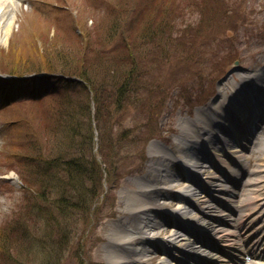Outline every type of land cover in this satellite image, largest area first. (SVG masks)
Segmentation results:
<instances>
[{
    "label": "rangeland",
    "instance_id": "obj_1",
    "mask_svg": "<svg viewBox=\"0 0 264 264\" xmlns=\"http://www.w3.org/2000/svg\"><path fill=\"white\" fill-rule=\"evenodd\" d=\"M128 1H132L133 5L138 9L139 23L142 21L145 24L148 18L145 19L144 12L147 8L150 9L151 20L158 19L161 16L160 14H162L163 8H167L174 14H179L182 18L184 17L194 22L198 17H210L212 14L211 7H217L223 0H21L16 7V17L12 25L11 35L8 37L7 42L0 46V63L2 68L16 72L18 74L17 77L30 72L38 75V78H31L38 79L33 82H21L20 79L16 78L12 81H7V87L0 85V95L2 97L8 92L14 94L25 91L30 92L26 95L31 97L25 103L20 101L15 105V108L7 113H3V110H0L3 116L6 115L12 119L18 116L30 119L27 120L30 124L29 127H22L18 130L19 134L28 133V135L22 136L21 141L17 145L8 144L6 147L12 148L20 158L22 154H25L18 165L20 166V172H16L12 163L11 153L0 155V175H4L5 171L10 172L0 176V180H2V183H0V248L1 246L3 248L9 247L6 254L10 259L16 260V264H37V262L33 260L32 249L29 255L30 252L26 242L19 241L15 243L14 239L8 234V230L4 232L6 226L4 221L7 218H12L15 214L18 215L17 219L21 220L26 216L27 210L32 205L37 204L33 203L35 198L48 188L46 183H44V186L40 185L43 182L37 173H34V178L32 173L36 169H42L43 161L38 157V152L44 155L55 154L57 151L56 147H59L58 140L60 137L58 131L49 129L47 118H50L49 112L51 108L49 106L40 107L39 103L43 100V95H34L33 91H44L47 88L49 81H45V73L50 71L51 68H63L67 64H73L77 68L81 66L85 68L84 63L96 58V49L105 44L112 33H114V39L118 43H121L124 33L127 35V30L137 35L139 30L132 24H119L122 17L120 12L126 7ZM229 1H231V6L237 7L233 10L232 18L249 22L247 28H252V32L249 34L238 33V35L227 33L226 37H229L236 44V53L238 57H245V64L250 63L257 57L262 61V58H264V0ZM183 6L187 10H193L192 15L187 16L185 10L181 9ZM63 13L67 14L65 15L66 18L63 17ZM207 23L208 21H205L204 24ZM219 25L222 26L223 24L219 23ZM133 33L128 35L130 42L136 38ZM220 36L223 37L222 35ZM162 40L163 38L155 37L153 42L144 48L143 55L138 60L142 62L147 59L146 55L152 49L156 51L155 57L152 58L154 61L165 58L166 70L164 73H166L168 91L175 85L177 82L176 78L179 77H176L175 80L169 79L174 70L172 68L174 59L171 57L178 51L168 53L169 59L166 58L167 54L163 52V49L169 52V48L164 42L162 45ZM157 46L159 48L156 49ZM203 46L200 48L201 54L206 58L211 56L212 54L209 51H212L215 45L210 40H206ZM85 57L90 59L86 60ZM110 62V60H105L103 67ZM208 65L210 66L211 63ZM208 65L206 66L207 69H202L201 65H197L196 70L193 68L196 74L197 71L202 69L201 77L203 79L193 78L183 91L176 90L168 95V108L162 115L158 116L159 125L156 135L159 137L155 138L156 141L163 142L167 147H173L172 139L177 135L179 119L188 118L189 115H192L194 107L206 101L209 102L215 97L217 92L215 89L210 88L208 93H203L204 86H207L215 73L214 69ZM178 66L182 67L180 63ZM90 67L92 70L96 67L95 60L91 61ZM2 71L8 72L6 70ZM158 73V70H152L153 75ZM31 79L26 81H31ZM50 83H54V80H50ZM191 96L190 102L193 104L189 105L187 99ZM69 97L72 100V106L77 108L79 97L72 94ZM57 106L59 108L58 104ZM62 106L64 108L65 105L62 104ZM83 121L85 119L82 117ZM132 122L133 116L130 115L127 117L124 126L133 128V125H130ZM44 127L50 131L44 130ZM34 133L36 139L27 148L26 146L32 140ZM9 136L10 134L1 128L0 145L1 138L8 140ZM153 143L154 140L144 146L145 160L142 163L144 172L141 174L147 172L154 174L156 172L155 168L164 160V157H155L158 154L155 155V152H150ZM138 155L141 154L136 155L135 152H132L130 158L124 162L126 168H123V171L141 162L137 158ZM11 170H15V172L11 173ZM141 174L125 175L119 181V187L114 190L116 206L113 209V218L105 217L100 221L95 219L92 223L86 221L79 228L75 227L80 231L79 236H77L78 241L73 246L76 256L82 258L81 254L83 251L89 252L90 254L87 255L88 264H96L93 263L94 260L99 257L100 259L104 258L99 249L102 250V247L105 246L106 242L104 239L108 237L109 231L112 228L114 229L109 236L113 238L119 230L117 223L120 220L124 219L129 224L138 222L137 214L128 213V211L129 208L132 210L131 205L135 203L132 194L142 189L141 181L136 180ZM20 182L21 185L23 182L25 186L21 188ZM34 187L40 188L41 192L35 191ZM52 193V191H47L46 196L49 197ZM176 202H178L177 197L171 199V203ZM106 203H111V201L109 200ZM104 207L106 208L107 204ZM176 208L178 209V206ZM17 227L21 228L22 224H18ZM14 230L20 234V229ZM6 239L10 244L9 246L4 244ZM61 240L65 242L64 244L67 243L65 235L61 236ZM55 241V239H51L52 243ZM134 248L133 246L132 249ZM67 259L70 260L72 257L68 255ZM102 260L106 262L105 259ZM0 264L3 263L0 261ZM70 264H77L75 256ZM84 264H86V261H84Z\"/></svg>",
    "mask_w": 264,
    "mask_h": 264
},
{
    "label": "bare ground",
    "instance_id": "obj_2",
    "mask_svg": "<svg viewBox=\"0 0 264 264\" xmlns=\"http://www.w3.org/2000/svg\"><path fill=\"white\" fill-rule=\"evenodd\" d=\"M21 0H0V46L7 42L8 37L12 32V25L16 17V7L18 6ZM7 100H4L6 102ZM227 105L221 104L217 105V109L222 112ZM229 107V106H228ZM185 127H188V122L184 123ZM243 142V141H242ZM244 141L242 144H245ZM155 152H163L168 155L167 150L162 147L161 144H157ZM263 160H259V163L252 172L253 178L248 182L246 187V197L243 202V206L239 210V213H222L223 210L212 207V193L221 192L223 194L231 193L232 189L225 187L219 183L218 179V170L214 168L215 171L204 169L202 173L199 174L201 179L199 181V187L196 184L186 180L183 182H170L167 181V184L170 183L177 190L183 189V193L180 194V202H184L187 206V209H194L192 206V201H194L195 208L197 209V218L199 221H196L195 225L198 228H201L203 235L201 238H206L210 232L211 239L217 243L213 244V247H205L206 244L204 241H208L201 238L193 239L192 241H186V238L181 235V224L177 225V229L172 234L168 235L167 238H160L158 236L156 239L164 243L165 255L171 250L175 252L178 249H187L185 251L188 256L199 257L201 259V264H215L219 262L220 264H264V260H259L263 251L255 252L254 247L262 243L256 237V239L249 238L251 235L256 234L260 229L261 238L264 239V148L260 151ZM172 171L176 170L174 164L170 165ZM165 173H168V167H164ZM148 177V174L146 178ZM152 178V177H151ZM162 179V177L160 178ZM184 181L186 183H184ZM195 185V186H194ZM187 187V188H185ZM189 187V188H188ZM200 190L202 192H200ZM203 194L199 196V194ZM140 202L134 207L133 213L144 212V211H154L162 210L163 207L156 205L155 200L146 199L145 195L136 194ZM161 197L160 195L156 196L155 199ZM224 197V196H223ZM225 198V197H224ZM227 199V198H225ZM192 200V201H191ZM211 200V203L208 201ZM229 200V199H228ZM142 202V203H141ZM179 202V203H180ZM192 202V203H191ZM241 202V201H240ZM238 202V204H240ZM196 203V204H195ZM166 210V209H163ZM187 212V211H186ZM188 213V212H187ZM185 215V214H183ZM181 215L180 217H182ZM200 217H199V216ZM196 216V215H195ZM148 219V218H147ZM188 219H192L191 217ZM150 222V223H149ZM146 223L145 227L147 230L136 229V228H124L117 232V242L111 246L109 241V248L106 249V256L108 260L103 262L101 259H97V264H137L139 263L138 259H131L132 256H139L141 259L146 258V260L154 261L156 259L155 253L159 252V248L154 250L153 253H150L148 250L141 249L138 252L131 249H122V246H132V242L136 239H140L139 244H146V242H151L152 237H146V234L154 233L156 234L162 223H158V226L152 221ZM142 230V231H141ZM113 233V232H112ZM111 233V234H112ZM138 237V238H136ZM169 237V239H168ZM155 240V239H153ZM257 240L251 245V243ZM152 245L157 244L156 242L151 243ZM211 244V243H209ZM204 246V247H203ZM169 247V248H168ZM203 251L207 252L202 256ZM144 251V252H143ZM200 253V254H199ZM132 254V255H130ZM220 254V255H219ZM153 255V256H152ZM238 255V256H237ZM187 255H181L185 259ZM237 256V257H236ZM153 257V258H152ZM209 257V258H208ZM183 259H181L183 261ZM254 260L255 262L250 261ZM180 264L183 262L178 261ZM178 263V264H179ZM160 264H174L173 262L167 263L162 259Z\"/></svg>",
    "mask_w": 264,
    "mask_h": 264
},
{
    "label": "trees",
    "instance_id": "obj_3",
    "mask_svg": "<svg viewBox=\"0 0 264 264\" xmlns=\"http://www.w3.org/2000/svg\"><path fill=\"white\" fill-rule=\"evenodd\" d=\"M167 14V13H166ZM164 17L161 18V23L163 21ZM166 26L171 29L173 26L169 24V15L166 18ZM156 24H159L156 23ZM149 32V27L146 26L140 31V35L145 39V34ZM139 63L137 62H128V61H118L116 62V65L111 66L110 68L115 70V75L111 77V80H108V74L96 79L94 81V84L97 86L96 88L93 89L94 94H95V103H96V110L97 113L99 114L100 110L104 108L103 104V94L105 92L106 86L109 84L112 86H115V83H119V87L117 88V100H118V105L120 108H130V106L137 101H139L138 98V93L139 89L142 86H147V79L145 76L140 75V72L138 70ZM141 66V65H140ZM109 72V69H108ZM80 77H83V73L79 74ZM88 84L89 81L85 80ZM114 82V83H113ZM52 106L53 109H50L49 115L50 118L48 119L49 123V129L50 130H56L60 133L63 132L67 127H68V122H65V124L60 120V117L58 115L59 109H57L55 103H49V102H41L39 104L40 107L42 106ZM71 109L70 105L67 104V107ZM83 107H81L80 110H72L73 113V119L76 120L82 112H83ZM69 112V111H68ZM63 113V112H62ZM60 113V114H62ZM58 115V116H57ZM100 115V114H99ZM68 116L71 117V114L68 113ZM72 119V120H73ZM61 127V128H60ZM82 127V126H81ZM48 128L44 127V130L50 131ZM85 129V127H84ZM68 135L70 140H72V137H75L78 134L77 128L72 127V122L70 123L68 127ZM90 132V129L88 128V133ZM34 136L36 138V135L34 133ZM60 143H63L61 141V138L59 137L58 140ZM88 141L87 144H90L91 146V141H90V136H88ZM84 144V143H80ZM80 144L78 146H80ZM74 145L73 143H67L66 144V149L61 150L59 147H56L57 150V157H52L51 160H48L47 163H44V168H47L48 164L55 163L50 166V168L53 169H58V172L55 173V177L51 176V179L47 181L46 184H49L50 182H55L57 181L58 186H70L71 188H74L75 190H78L79 188L74 185L75 181H82V186L88 181L89 177L92 175L95 179L97 178L95 174H92L93 170L92 167L94 166V161H93V155H89L86 158H84V153L83 150H80L79 148L74 151ZM114 152L113 146L109 143V149L106 152L104 151V144L102 143L101 148H100V153L102 156V161L103 163L106 164L108 161V158L112 155ZM50 155V154H49ZM63 155H68V158H63ZM60 171H64L67 173L63 174ZM79 183H76V185ZM40 185L44 186V183H40ZM37 192H41V189L36 187ZM63 196H66L65 193H62L60 195V198ZM58 199V197H57ZM56 203H60V201H57ZM58 208V207H57ZM56 207L52 208L50 211V218H55V223H52V226L55 225V227H58L59 224L56 222H59L60 218V213H57ZM64 226H66L64 224ZM56 257V255H54Z\"/></svg>",
    "mask_w": 264,
    "mask_h": 264
}]
</instances>
